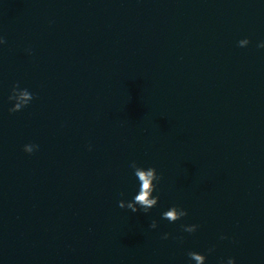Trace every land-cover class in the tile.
Segmentation results:
<instances>
[{
    "label": "water",
    "instance_id": "water-1",
    "mask_svg": "<svg viewBox=\"0 0 264 264\" xmlns=\"http://www.w3.org/2000/svg\"><path fill=\"white\" fill-rule=\"evenodd\" d=\"M0 35V264H264L261 0H0ZM131 160L163 174L148 214Z\"/></svg>",
    "mask_w": 264,
    "mask_h": 264
},
{
    "label": "clouds",
    "instance_id": "clouds-1",
    "mask_svg": "<svg viewBox=\"0 0 264 264\" xmlns=\"http://www.w3.org/2000/svg\"><path fill=\"white\" fill-rule=\"evenodd\" d=\"M264 3V0H261ZM6 40L3 35H0V46H3ZM251 40L248 37L242 38L238 41V46L241 48H246L250 45ZM259 49H264V40H260L257 43ZM28 55H32V49H26ZM36 99V94L31 91L28 87H22L20 82H15L10 89L8 95V101L11 103V107L8 109L10 113L20 112L26 107H28ZM88 150L91 151L93 146L89 144ZM39 150V144L34 142L25 143L23 145V151L29 155ZM128 167L131 169L132 176L135 180L136 187L133 195L130 199H121L119 201L120 208H126L135 212L150 213L152 209L156 208L160 203V185L163 181V174L158 171L157 167L154 165L145 166L137 162L136 160H131ZM123 196L124 193H121ZM189 215L187 208L179 205L172 204L163 210L160 214L162 220H167L169 223H176L177 221L183 220ZM159 227V221L152 220L150 228L155 230ZM201 225L198 223H182L180 228L182 232L194 234L198 232ZM169 238H174L178 240H183L182 236L173 237L172 233L164 232L161 239L167 240ZM220 240H227L229 236L226 234L220 235ZM215 251V245L208 248L207 254L190 250L187 255L189 258V264H207L208 255ZM220 264H237V259L233 257H228L227 260H221Z\"/></svg>",
    "mask_w": 264,
    "mask_h": 264
}]
</instances>
